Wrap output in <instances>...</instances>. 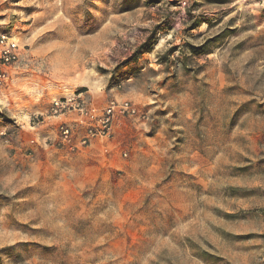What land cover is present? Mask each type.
Wrapping results in <instances>:
<instances>
[{
    "label": "rangeland",
    "instance_id": "obj_1",
    "mask_svg": "<svg viewBox=\"0 0 264 264\" xmlns=\"http://www.w3.org/2000/svg\"><path fill=\"white\" fill-rule=\"evenodd\" d=\"M0 34V264H264V0H0ZM77 95L142 115L81 146Z\"/></svg>",
    "mask_w": 264,
    "mask_h": 264
},
{
    "label": "built area",
    "instance_id": "obj_2",
    "mask_svg": "<svg viewBox=\"0 0 264 264\" xmlns=\"http://www.w3.org/2000/svg\"><path fill=\"white\" fill-rule=\"evenodd\" d=\"M17 61L16 44L9 41L6 35L0 34V87L7 81V69L15 65ZM80 96L53 100L50 115L53 117L76 115L78 123L85 126V134L79 141L81 146L88 145L95 138L110 137L115 127L125 120L142 115L136 105L127 100L111 101L99 109L85 102ZM73 130L72 125L69 124L60 127L62 142L71 141Z\"/></svg>",
    "mask_w": 264,
    "mask_h": 264
},
{
    "label": "crops",
    "instance_id": "obj_3",
    "mask_svg": "<svg viewBox=\"0 0 264 264\" xmlns=\"http://www.w3.org/2000/svg\"><path fill=\"white\" fill-rule=\"evenodd\" d=\"M65 120L68 121L69 119L68 118H65ZM71 121L77 122L78 121V118L74 117V118L71 119Z\"/></svg>",
    "mask_w": 264,
    "mask_h": 264
}]
</instances>
